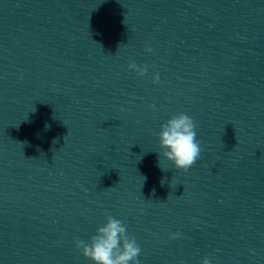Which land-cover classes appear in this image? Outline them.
<instances>
[{
	"label": "clouds",
	"instance_id": "9594fccd",
	"mask_svg": "<svg viewBox=\"0 0 264 264\" xmlns=\"http://www.w3.org/2000/svg\"><path fill=\"white\" fill-rule=\"evenodd\" d=\"M147 52H151L149 47ZM128 69L143 77L148 71L147 65H137L135 62L128 64ZM159 74L152 77L154 84L159 83ZM154 107V106H153ZM158 136L159 165L161 157L171 162L177 170L187 171L200 158L202 148L197 140L196 124L193 119L184 113L172 116L161 124ZM179 233L171 236L179 237ZM76 247L83 257L91 260L93 264H138L141 248L134 237L127 233L123 221L112 216H107L106 223L96 230L89 242L77 240ZM201 264H210L207 257Z\"/></svg>",
	"mask_w": 264,
	"mask_h": 264
}]
</instances>
